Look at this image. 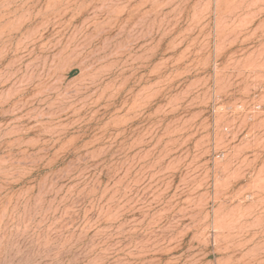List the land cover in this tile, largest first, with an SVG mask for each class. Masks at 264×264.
I'll list each match as a JSON object with an SVG mask.
<instances>
[{"label": "rangeland", "instance_id": "rangeland-1", "mask_svg": "<svg viewBox=\"0 0 264 264\" xmlns=\"http://www.w3.org/2000/svg\"><path fill=\"white\" fill-rule=\"evenodd\" d=\"M0 264H264V0H0Z\"/></svg>", "mask_w": 264, "mask_h": 264}]
</instances>
